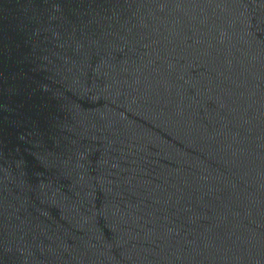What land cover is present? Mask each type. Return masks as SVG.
Returning <instances> with one entry per match:
<instances>
[{"label":"water","instance_id":"95a60500","mask_svg":"<svg viewBox=\"0 0 264 264\" xmlns=\"http://www.w3.org/2000/svg\"><path fill=\"white\" fill-rule=\"evenodd\" d=\"M0 264H264V0H0Z\"/></svg>","mask_w":264,"mask_h":264}]
</instances>
